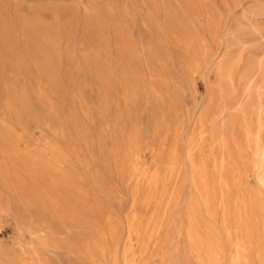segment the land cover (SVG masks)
Instances as JSON below:
<instances>
[{
  "label": "rangeland",
  "instance_id": "374dc122",
  "mask_svg": "<svg viewBox=\"0 0 264 264\" xmlns=\"http://www.w3.org/2000/svg\"><path fill=\"white\" fill-rule=\"evenodd\" d=\"M233 263L264 264V0H0V264Z\"/></svg>",
  "mask_w": 264,
  "mask_h": 264
},
{
  "label": "bare ground",
  "instance_id": "6f19581e",
  "mask_svg": "<svg viewBox=\"0 0 264 264\" xmlns=\"http://www.w3.org/2000/svg\"><path fill=\"white\" fill-rule=\"evenodd\" d=\"M111 7H112V6H111ZM129 15H130V14H129ZM199 47H200V46H199ZM21 105H22V104H21ZM262 177H263V176H262ZM148 180H149V179H148ZM5 184H6V183H5ZM239 247H241V246H239ZM245 248H246V247H245ZM212 250H213V249H212ZM209 253H210V252H209ZM237 254H238V253H237ZM240 258H241V257H240V255H239V260H241ZM242 258H243V257H242ZM239 260H238V261H239ZM235 262H236V260H235ZM235 262H234V263H235ZM239 262H240V261H239ZM234 263H233V264H234Z\"/></svg>",
  "mask_w": 264,
  "mask_h": 264
}]
</instances>
